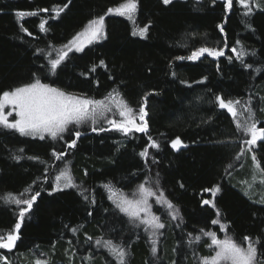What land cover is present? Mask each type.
<instances>
[{
    "label": "trees",
    "instance_id": "obj_1",
    "mask_svg": "<svg viewBox=\"0 0 264 264\" xmlns=\"http://www.w3.org/2000/svg\"><path fill=\"white\" fill-rule=\"evenodd\" d=\"M124 2L0 0V93L37 78L97 100L115 90L137 117L145 107L148 122L147 133L130 134L108 124L96 126L108 129L103 132H93L90 123L73 125L56 140L0 128V234L14 229L20 207H26L3 198L29 199L39 193L25 214L16 247L0 249V256L11 264L38 259L47 264H118L105 244L111 241L124 248L125 264H202L214 250L208 246L210 238L201 234L217 233L223 222L242 245L247 244L245 236L253 243L259 240L258 256L264 260V200L257 202L239 187L252 178L243 177L254 171L251 156L264 168V141L240 155L250 135L238 131L232 115L216 101L217 96L239 99L237 120L264 127V0L260 7L252 4L250 15L243 14L237 0L231 10L225 0H137L133 22L107 11ZM58 8L63 11L57 15ZM21 12L37 14L20 17ZM100 16L105 39L71 54L52 74L48 62L55 52ZM142 27H147L144 38L133 35ZM202 47L222 49L225 55L187 59ZM232 48L243 53L240 59ZM112 112L117 114L114 106ZM76 130L82 134L68 148ZM149 137L158 148L148 147ZM177 137L180 149L171 146ZM145 148L148 156L142 157ZM53 151L66 155L57 159ZM67 168L72 186L55 189L56 174ZM141 184L162 191L178 219L160 213L165 227L152 229L121 214L113 200L129 197ZM215 188V195L205 191Z\"/></svg>",
    "mask_w": 264,
    "mask_h": 264
},
{
    "label": "snow or ice",
    "instance_id": "obj_2",
    "mask_svg": "<svg viewBox=\"0 0 264 264\" xmlns=\"http://www.w3.org/2000/svg\"><path fill=\"white\" fill-rule=\"evenodd\" d=\"M165 4L171 2V0H163ZM237 3L245 9L244 15H250L252 13V4L255 3L256 7H260L257 0H237ZM226 10H231L233 7V0H225L224 4ZM137 10V0H125L116 8H109L108 13H116L121 16H126L129 20H132ZM41 11H48V9H42ZM58 15L62 8L55 9ZM37 13H17L18 16L23 17L24 15H36ZM45 23L41 22L39 28L41 31L45 29ZM221 32L224 31L223 25L218 26ZM27 32V29H23ZM147 31V27L140 29L139 34L143 36ZM104 33V16H100L97 19H93L89 22L87 27L83 32L77 33L76 36L72 38L67 45H64V49L60 50L57 58L50 59L49 71L52 74L56 73L58 66L61 65L68 57V53L73 49L76 51H83L84 44L87 42L91 44L93 41L99 40L103 37ZM31 35V33H28ZM136 33L134 32L133 35ZM239 43V41H237ZM225 47L227 44L225 43ZM231 51L236 53L238 59L243 55L242 52H237L236 48H232ZM207 53L211 57H221L225 53L222 49L202 47L196 51H193L190 56L187 57L189 60H198L200 57ZM178 59H184V57H178ZM231 59V57H229ZM242 62V61H241ZM103 64V61H101ZM95 70L94 68L92 69ZM119 97V99H117ZM109 101V102H106ZM112 101H115V108L117 109L118 115L122 119H107V123L111 125L113 129L123 132L124 134L131 133L133 131L139 133L148 132V122L145 119L147 112L145 107L141 106L138 113L139 123H137V113L127 104V102L120 96L119 92L115 90L109 93L102 100L91 99L87 97L77 96L67 93L58 87H52L47 83H42L39 78L35 79L33 82L26 83L22 86L16 87L9 91H4L0 93V126L8 129H13L18 132L21 136H38L41 140L45 139V136L51 137L53 140L58 138H63V134L69 130L70 126H80L91 123L93 126L91 130L93 132H103L107 131L103 127L97 128L94 125L100 120L106 119L105 114L111 113L113 111ZM216 101L221 109H226L236 121V127L238 131L243 132L245 135H250V139L244 141L246 145L253 146L256 145L257 141H264V127H257V122L253 121L251 123H241L237 120L239 113L238 105H241L239 99H225L220 96L216 97ZM6 109H11L6 111ZM246 111L251 112L248 108ZM15 117L10 120L9 117ZM81 132L76 130L72 133L76 139H72L68 144V148H74L76 146L77 139L81 136ZM151 143L148 147L158 148L159 145L149 137ZM172 148L179 149L182 146V141L179 137L174 139L171 143ZM20 151H23L22 149ZM248 151H252L249 147ZM53 156L57 159H62L66 153H57L53 151ZM244 154V149L241 150L240 155ZM142 157L148 156V148L140 153ZM19 159V157H17ZM239 159V155L237 156ZM252 161L257 170H259L261 175V183H264V168L261 166V162L257 160L255 155L252 156ZM63 179L65 181V186H72V178L67 169L61 171L59 175L55 177L57 186L59 182ZM255 180V177H254ZM106 187H108L106 185ZM139 199L129 200L127 197L121 198L117 207L120 211L126 213L130 218L139 219L141 223L147 225L152 229H162L165 227L163 223L160 222V217L152 214L151 205L149 204V197L156 196L150 188L145 187L144 184L139 185ZM205 191H211L213 195L215 192L219 191V188L215 189H205ZM31 196L29 199H17L11 194L3 199L7 203H15L17 206L26 205V207H20L19 210V220L15 223L14 229L8 231L6 235L0 234V249L11 251L16 247L17 241L20 239L19 231L21 229L22 222L24 220L25 214L32 208L37 196ZM163 202L167 205L169 210H173V219L176 218V213L174 210V205L164 198L163 192L159 194L157 198V203ZM204 204H211L210 200H204ZM214 206V205H213ZM141 213H144L143 218ZM219 215V212H217ZM213 224H218V220H212ZM147 230V229H146ZM221 231L225 230V227L221 225ZM75 232V229L72 230ZM204 232L203 229H201ZM155 234V233H154ZM205 236L210 237L211 244L208 245L210 248H214V255L204 258L202 264H264V260L259 259L258 249L256 244L260 241L257 240L253 243L252 238L245 236L243 240L247 242V246H243L241 243L235 241L230 236H225L223 239L217 237L216 232H204ZM91 239V238H89ZM199 240L200 237H196ZM96 243L99 245L101 241L97 240ZM153 253L155 254L156 241L153 240ZM106 246L111 248L112 253L118 260V264H125L126 252L124 248L120 246L112 245L111 241L105 242ZM0 264H11L6 256H0ZM35 264H47V261L36 260Z\"/></svg>",
    "mask_w": 264,
    "mask_h": 264
},
{
    "label": "rangeland",
    "instance_id": "obj_3",
    "mask_svg": "<svg viewBox=\"0 0 264 264\" xmlns=\"http://www.w3.org/2000/svg\"><path fill=\"white\" fill-rule=\"evenodd\" d=\"M257 2L259 3V0H257ZM136 13H137V10H136ZM136 13H135V15H136ZM111 13H109V15H110ZM112 14H115V15H118V14H116V13H112ZM135 15H134V17H133V19L132 20H129L126 16H122L123 18H125V19H127V20H129L130 22H133L134 21V19H135ZM121 16V15H120ZM142 28H145V27H142ZM142 28H140V29H142ZM140 29L139 30H137L138 32H140ZM85 30V29H84ZM83 30V31H84ZM82 31V32H83ZM136 31V30H135ZM136 31V32H137ZM135 32V33H136ZM146 33H147V31H146ZM135 36H137V37H140V38H144L145 37V34L143 35V36H141L139 33H136L135 34ZM105 37H106V33H105V22H104V33H103V37L101 38V39H99V40H96V41H93L91 44H88L87 42H85V44H84V49L85 48H87L88 46H91V45H93V44H96V43H99V42H101V41H103L104 39H105ZM62 49H64V47H62V48H59V50H58V52H55V54H54V57L52 58V59H55V58H57V56H58V53H59V51L60 50H62ZM84 49H83V51H76L75 49H73L71 52H69L68 53V57L71 55V54H73V53H77V54H81L82 52H84ZM205 55H207V53H205ZM67 57V58H68ZM209 57H211V56H209ZM66 58V59H67ZM65 59V60H66ZM65 60L64 61H62V63H64L65 62ZM61 63V64H62ZM63 90V89H62ZM118 99V98H117ZM112 104H113V106H114V104H115V101H112L111 102ZM115 107V106H114ZM11 109H6V111H10ZM105 116H106V119H102V120H100L97 124H95L94 126L96 127V126H98V125H105V124H108L107 123V119H117V120H119V119H122V117H120L119 115H118V112H117V114H115L114 112H111V113H106L105 114ZM15 117V113H13V116H11V117H9V119L10 120H12L13 118ZM138 118V117H137ZM140 121H139V118H138V121H137V123H139ZM91 124V123H90ZM92 125V124H91ZM93 126V125H92ZM108 126L112 129V130H116V129H113L112 127H111V125H109L108 124ZM103 128H106V127H104V126H102ZM0 128H4V127H2V126H0ZM8 129V128H7ZM10 130H13V129H10ZM15 131V130H14ZM66 133V132H65ZM64 133V134H65ZM63 134V135H64ZM128 134H130V133H128ZM33 138H36V139H40L38 136H36V137H33ZM75 138V137H74ZM45 139H49V140H53L51 137H49V136H45ZM259 141V140H258ZM182 147V146H181ZM180 147V148H181ZM249 147H251L252 149L254 148V147H252V146H249V145H246L245 144V154H246V152H247V154H248V152H250V151H248V148ZM179 148V149H180ZM245 154H244V156H245ZM250 165H251V168H253V173H251V174H248L247 176H243V177H248V178H251V176H252V178H251V180H250V182H244V181H242L244 184H242L241 183V185L239 186V187H242V189H246V190H243L244 192H245V194L246 195H249L251 198H255L256 199V201L257 202H259V203H261L262 202V200H264V183H261V180L260 179H256V175L258 174V171H257V169H256V167H255V165H254V163H253V161H252V156H251V162H250ZM247 166V165H246ZM244 168H246V167H244ZM67 170L69 171V173H71L70 172V170L67 168ZM242 172V171H241ZM56 175H59V173H57ZM250 176V177H249ZM254 177H255V180H254ZM245 184H247V185H245ZM250 184V185H249ZM155 186H158V187H160L159 186V184L157 183V181H156V183H155ZM54 187H55V189H57V188H62V189H66V188H69L70 186H65V181L63 180V179H61V181L59 182V186H57V182H55V185H54ZM146 187V186H145ZM245 187V188H244ZM154 192V191H153ZM162 192V191H161ZM156 193V196H153V197H149V204L151 205V212H152V214H154V215H156V216H159L160 217V213H164L167 217H169L171 220H175V219H178V212H177V209L174 207V210H175V213H176V218L175 219H173V216H172V214H170L173 210H169L168 208H167V205L166 204H164L163 202H160V203H157V198L159 197V192H155ZM123 197H126V195H119L118 197H117V199H115V200H113V202L115 203V204H118L119 202H120V200H121V198H123ZM129 200H134V199H139L140 198V196H139V191H137V192H135V193H133L132 195H130L129 197H127ZM164 198H165V196H164ZM155 208H157V209H159V211H158V213H156L155 212ZM119 209V208H118ZM119 211H120V209H119ZM121 212V214H123L124 216H126L127 217V219L128 220H131V221H134L135 219L134 218H130L126 213H124V212H122V211H120ZM143 216H144V213H141V217L143 218ZM221 224L222 225H224L223 224V222H221ZM224 227H225V230L224 231H221V230H219V231H217V235H220V236H222V237H224V236H230V234H229V231H228V229H227V227L224 225ZM201 236H204V233L203 234H201ZM210 238V237H209ZM211 240V239H210ZM243 246H247V244H245V245H243ZM213 250H214V248H213Z\"/></svg>",
    "mask_w": 264,
    "mask_h": 264
},
{
    "label": "bare ground",
    "instance_id": "obj_4",
    "mask_svg": "<svg viewBox=\"0 0 264 264\" xmlns=\"http://www.w3.org/2000/svg\"><path fill=\"white\" fill-rule=\"evenodd\" d=\"M245 145V144H244ZM244 148V147H243ZM245 152V151H244ZM241 158H243V157H241ZM114 203V202H113ZM117 205V204H116Z\"/></svg>",
    "mask_w": 264,
    "mask_h": 264
}]
</instances>
